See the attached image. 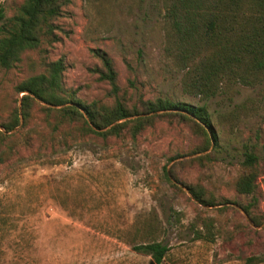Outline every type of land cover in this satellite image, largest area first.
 I'll list each match as a JSON object with an SVG mask.
<instances>
[{
  "label": "rangeland",
  "instance_id": "obj_1",
  "mask_svg": "<svg viewBox=\"0 0 264 264\" xmlns=\"http://www.w3.org/2000/svg\"><path fill=\"white\" fill-rule=\"evenodd\" d=\"M20 1L0 0L4 15ZM163 3L68 0L57 20L60 41L42 43L23 52L14 67L0 68V120L19 105L13 86L61 55L65 87L77 88L85 102L110 103L108 85L90 71L97 63L90 49L98 48L113 61L118 98L202 105L215 141L188 153L198 139L184 124L163 120L133 140L102 139L45 115L40 101L32 103L0 145V264H153L132 249L148 239L147 228L150 238L167 246L160 264H264L251 259L264 257V220L254 225L231 203L249 200L234 189L247 148L258 157L252 209L264 216V89L236 83L205 99L182 92V71L165 49ZM200 154L207 155L201 165L181 164L176 175L201 184L215 198L212 206L170 179L182 192L173 188L164 173L175 161Z\"/></svg>",
  "mask_w": 264,
  "mask_h": 264
},
{
  "label": "trees",
  "instance_id": "obj_2",
  "mask_svg": "<svg viewBox=\"0 0 264 264\" xmlns=\"http://www.w3.org/2000/svg\"><path fill=\"white\" fill-rule=\"evenodd\" d=\"M67 4L68 0H21L8 16L4 15L0 5V68L14 67L23 52L40 48L42 43L51 46L60 41L58 34L63 30L57 20L65 15ZM163 6L165 49L175 67L182 71L179 81L182 92L205 99L221 86L236 83L261 85L264 89V0H164ZM90 51L97 60L90 71L108 85L113 100L102 103L79 99L77 88L65 87L62 83L66 63L62 55L58 56L44 62L41 71L13 86L14 91L20 93L19 105L13 106L7 117L0 120V145L8 135L6 132L18 124V114L25 119L32 103L37 101L44 102L37 104L45 115L52 113L59 118L58 122L74 125L81 134L92 133L102 139L127 136L133 140L156 120H163L184 124L198 139L188 153L202 152L209 146L210 139L215 141L204 106L161 97L139 98L135 103L127 104L117 97V72L111 58L98 48ZM206 159V154H200L175 161L168 172L164 171L166 180L182 192L170 181H179L176 169L184 163L201 165ZM3 162V150L0 149V164ZM257 164L258 157L245 148L234 189L249 200L231 202L239 206L256 226L264 220L262 214L252 209L257 204ZM179 182L201 205L216 204L213 195L198 182ZM146 234L148 239L133 244L132 249L148 255L153 264H160L167 246L150 238L149 228ZM251 259L263 261L264 257Z\"/></svg>",
  "mask_w": 264,
  "mask_h": 264
},
{
  "label": "water",
  "instance_id": "obj_3",
  "mask_svg": "<svg viewBox=\"0 0 264 264\" xmlns=\"http://www.w3.org/2000/svg\"><path fill=\"white\" fill-rule=\"evenodd\" d=\"M42 104H44V102H42V101H40ZM18 106V105H17ZM51 106H54V105H51ZM56 107H58L59 105H55ZM19 122H20V115H19ZM107 127V126H106ZM106 127H104V128H106ZM104 128H102V129H104ZM0 129H1V127H0ZM183 189L185 190V192L190 196V194L188 193V191H187V189L185 188V187H183ZM243 214H244V212L241 210V209H239ZM244 216H245V214H244Z\"/></svg>",
  "mask_w": 264,
  "mask_h": 264
},
{
  "label": "crops",
  "instance_id": "obj_4",
  "mask_svg": "<svg viewBox=\"0 0 264 264\" xmlns=\"http://www.w3.org/2000/svg\"><path fill=\"white\" fill-rule=\"evenodd\" d=\"M20 263H17V264H22V262L21 261H19Z\"/></svg>",
  "mask_w": 264,
  "mask_h": 264
}]
</instances>
